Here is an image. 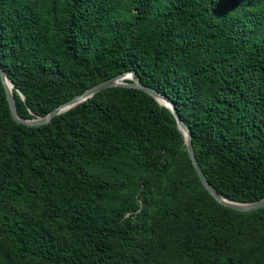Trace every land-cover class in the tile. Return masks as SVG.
Here are the masks:
<instances>
[{
	"label": "trees",
	"instance_id": "trees-1",
	"mask_svg": "<svg viewBox=\"0 0 264 264\" xmlns=\"http://www.w3.org/2000/svg\"><path fill=\"white\" fill-rule=\"evenodd\" d=\"M0 64L26 118L134 69L264 196V0H0ZM0 264H264V207L140 88L26 125L0 79Z\"/></svg>",
	"mask_w": 264,
	"mask_h": 264
},
{
	"label": "water",
	"instance_id": "water-1",
	"mask_svg": "<svg viewBox=\"0 0 264 264\" xmlns=\"http://www.w3.org/2000/svg\"><path fill=\"white\" fill-rule=\"evenodd\" d=\"M0 79L5 89L6 98L8 101V106L11 116L16 121L26 125H39V124L47 123L54 115L74 107L78 103L83 102L86 98L92 96L95 92L104 88H108L112 86H128V87L140 88L146 91L147 93H149L150 95H152L160 104L167 106L172 111L176 119V124L184 138L188 155L191 159V162L197 172V175L201 183L218 202L226 206H229L231 208L242 211L264 207V196L253 201H236V200H231L225 197L224 195H222L220 192H218V190L208 181L206 175L204 174L195 156L194 148L192 145V134L190 128L188 127L186 122L181 118L174 103L165 94L160 92L155 87H152L150 85L141 82L134 69L126 70L109 78L103 79L91 85L90 87L84 89L82 92L75 94L70 99L56 105L47 114L42 116L30 117V118L22 117L18 114L12 93V89L14 86L13 82L11 81L6 71L1 66V64H0ZM20 96L23 97L21 93Z\"/></svg>",
	"mask_w": 264,
	"mask_h": 264
}]
</instances>
